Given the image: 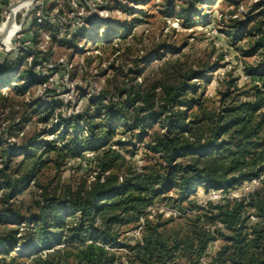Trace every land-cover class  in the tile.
<instances>
[{
    "label": "trees",
    "instance_id": "16d2710c",
    "mask_svg": "<svg viewBox=\"0 0 264 264\" xmlns=\"http://www.w3.org/2000/svg\"><path fill=\"white\" fill-rule=\"evenodd\" d=\"M179 1L165 12L185 28L215 22L227 47L184 53L188 35L132 33L149 15L129 7L125 23H31L35 46L61 27L52 42L97 52L87 65L105 86L82 114L37 97L48 53L0 63V264H264V0L248 13L220 0L233 9L219 17L216 0Z\"/></svg>",
    "mask_w": 264,
    "mask_h": 264
},
{
    "label": "rangeland",
    "instance_id": "374dc122",
    "mask_svg": "<svg viewBox=\"0 0 264 264\" xmlns=\"http://www.w3.org/2000/svg\"><path fill=\"white\" fill-rule=\"evenodd\" d=\"M20 1L22 0H8L7 3L0 2V26L10 17V5L12 3H19ZM145 1L147 4L142 6L136 4V0H71V5L73 7L71 8L64 0H33L29 9L22 8L15 14L14 19L20 26V29L12 36L11 45L7 46L1 39L0 63L7 54L15 57L16 53L24 51L27 55L24 58V63L28 64L32 61V56L35 54L34 50H41L44 53H48L50 55L48 57L49 60H45L44 58L41 60L42 63L36 66L37 74L46 77L48 80L46 86L44 85L36 89V95L43 101H54V103H57L59 107L57 113H60L63 115V118L67 119L86 111L91 95H98L101 89L104 88L105 78L99 75L100 69L97 68L98 61H95L91 66L87 65L88 58L91 55H96L97 52L82 50L77 53L73 48L52 42L51 33H63L61 32V27L64 26L63 24L70 25V22L74 21L76 26L79 25L77 23H80L81 26L79 27H84L86 25L85 21L88 19L91 21H103V23L109 21L111 24L114 22H131L136 18L138 13L129 15L123 9H125V7L144 9L149 16L146 18L145 22L136 25V27L132 29V33H146L151 37H158L160 35L168 40L176 37L177 39H181L182 36L188 35V46L183 50L184 53L199 54L213 43L217 44L218 47H227L226 38L220 32L221 30L216 26L215 22L207 26L199 25L194 28H185L182 26L179 18L165 12L164 5L167 3L166 0ZM219 1L220 0L215 1L213 14L215 17H219L221 13L228 15L233 7L227 4H219ZM259 1L261 0H242L240 11L248 13L251 10V6ZM175 2L176 4L180 3L179 0H175ZM119 4L122 6L121 8H118ZM44 9L47 11L44 12ZM60 9H63L62 17H64V19H59L57 17L60 14ZM40 15L46 17V19L40 21ZM36 18L38 23L51 20L52 24L58 23L61 26H58V30L55 31H51L50 28H41L39 30L40 37L37 46L32 43L27 34L31 32L29 28ZM37 29L38 28H36V30ZM86 29L89 30L90 27L86 26ZM99 31L100 33H106L105 29ZM114 33H116L115 30ZM48 35L50 37L49 39L47 37ZM78 44L83 49H91V44L87 43L85 39H81ZM236 55L237 54L232 51L226 56V61L229 62L227 67L236 65ZM43 56L46 57L45 55ZM63 64L67 67L64 68ZM59 66L62 67L58 68ZM105 66L103 68H105ZM57 69L60 70L57 71ZM216 86V79H214L213 83L208 88V94L214 95ZM46 87L51 89V91L45 90L44 88ZM59 120L60 119L56 117L52 122V127H59L62 131L66 127L60 124ZM81 123L82 121H80V125ZM83 130L86 131L87 129L83 127ZM49 136L51 139L55 138L54 135ZM142 152L143 151L140 150V153ZM74 166H76V164L71 162L70 167ZM69 172L70 171L66 172V174L68 175ZM199 197L201 202L207 200L206 195L201 189ZM18 250L21 251L20 248Z\"/></svg>",
    "mask_w": 264,
    "mask_h": 264
},
{
    "label": "bare ground",
    "instance_id": "6f19581e",
    "mask_svg": "<svg viewBox=\"0 0 264 264\" xmlns=\"http://www.w3.org/2000/svg\"><path fill=\"white\" fill-rule=\"evenodd\" d=\"M33 3V0H22L20 1L11 12L10 17L7 21L3 22L0 26V37L4 41L7 46L11 45V38L14 34H16L20 26L15 22V14L22 8L29 9Z\"/></svg>",
    "mask_w": 264,
    "mask_h": 264
},
{
    "label": "built area",
    "instance_id": "2783aa9c",
    "mask_svg": "<svg viewBox=\"0 0 264 264\" xmlns=\"http://www.w3.org/2000/svg\"><path fill=\"white\" fill-rule=\"evenodd\" d=\"M42 19H46V17H43L42 15H40V17H39V20L40 21H42ZM77 23V22H76ZM77 24H79V25H77L76 26V24H75V22L74 21H71L70 22V25H73V27H79V26H81V24L80 23H77ZM62 34V33H61ZM48 37V39L50 38L49 37V35L47 36ZM43 101V100H42ZM44 102H47V101H44ZM257 182V181H256ZM249 188V187H248ZM222 196V194L221 193H213L212 195H211V198H219V197H221Z\"/></svg>",
    "mask_w": 264,
    "mask_h": 264
},
{
    "label": "water",
    "instance_id": "95a60500",
    "mask_svg": "<svg viewBox=\"0 0 264 264\" xmlns=\"http://www.w3.org/2000/svg\"><path fill=\"white\" fill-rule=\"evenodd\" d=\"M18 3H12L9 7V15H11L12 9L17 5ZM0 41H1V37H0Z\"/></svg>",
    "mask_w": 264,
    "mask_h": 264
}]
</instances>
